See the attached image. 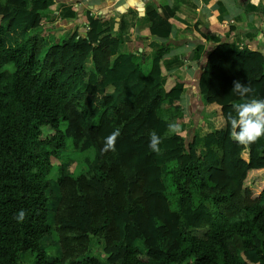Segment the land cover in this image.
I'll return each instance as SVG.
<instances>
[{
	"label": "trees",
	"instance_id": "obj_1",
	"mask_svg": "<svg viewBox=\"0 0 264 264\" xmlns=\"http://www.w3.org/2000/svg\"><path fill=\"white\" fill-rule=\"evenodd\" d=\"M50 6L0 0V264L24 257L101 264L90 256L93 240L105 264H264V189L256 197L252 189L264 174V137L239 144L226 119L248 99L231 93L233 81L264 98V56L235 53L227 40L206 54L194 86L224 127L205 136L200 153L193 133L171 132L160 117L166 102L183 110L185 85L165 71V51L146 76L133 54L112 62L121 41L102 37L93 18L86 38L73 34L48 46L39 30L47 25L40 12ZM90 56L95 73L85 69ZM116 129L115 150L101 152ZM153 131L161 137L158 153L148 147ZM69 142L77 153L93 151V160L80 175L61 176L52 191V160ZM54 235L60 254L50 257L43 242Z\"/></svg>",
	"mask_w": 264,
	"mask_h": 264
},
{
	"label": "crops",
	"instance_id": "obj_2",
	"mask_svg": "<svg viewBox=\"0 0 264 264\" xmlns=\"http://www.w3.org/2000/svg\"><path fill=\"white\" fill-rule=\"evenodd\" d=\"M47 1L52 6L40 12L47 25L39 32L47 37L48 46L73 34L86 38L88 19L98 20L97 32L102 37L114 34L121 41L112 62L133 54L134 64H141L146 76L158 51H165V71L185 83L182 100L187 97L189 78L220 42L227 40L235 53L250 50L264 56V0ZM85 69L95 73L91 56ZM166 82L164 78V86ZM108 89L111 94L115 87L110 84ZM90 256L105 264L97 254ZM142 259L149 261L145 256Z\"/></svg>",
	"mask_w": 264,
	"mask_h": 264
},
{
	"label": "rangeland",
	"instance_id": "obj_3",
	"mask_svg": "<svg viewBox=\"0 0 264 264\" xmlns=\"http://www.w3.org/2000/svg\"><path fill=\"white\" fill-rule=\"evenodd\" d=\"M36 31H31L30 33H35ZM195 75L189 78L186 92L187 97L183 98L180 105L183 110L181 112H176L173 108H170L166 103L160 111V117L167 120L170 124L175 123L178 127L175 132H178L182 137H187L191 133L197 137L199 143L200 153H204V138L208 133L214 131H219L224 127V122L219 115V111L215 108L212 109L205 104V101L200 97L196 88L194 86ZM111 89L106 90L110 93ZM197 92V93H196ZM194 93V94H193ZM206 113H212L211 117L202 118L201 109H204ZM200 115V116H199ZM207 122V123H206ZM94 157V152L89 151L85 153H77L71 142L66 144L65 150L59 152L56 158H53V170L49 176L51 180V190L58 191L57 180L61 176H72L76 177L82 172L89 169ZM164 181L167 185V195L170 200L174 201L176 199L173 187L170 184V179L168 175L164 176ZM254 197H256L264 189V174L255 177L254 184L252 186ZM57 204L54 202L50 203L49 207V221L51 224L54 223V214ZM101 244L97 241H92L90 251L91 253L97 254L100 258H103V252L101 250ZM43 248L49 253L50 257H54L59 253V244L57 243V237L47 238L43 242ZM94 248V249H92ZM23 264H34L31 259L24 257Z\"/></svg>",
	"mask_w": 264,
	"mask_h": 264
},
{
	"label": "clouds",
	"instance_id": "obj_4",
	"mask_svg": "<svg viewBox=\"0 0 264 264\" xmlns=\"http://www.w3.org/2000/svg\"><path fill=\"white\" fill-rule=\"evenodd\" d=\"M234 10L233 14H236ZM253 89L248 83H241L239 80L233 81L231 93L241 98H248L246 102L240 103L234 108L235 115L229 112L226 119L230 125V137L239 144H251L259 138L264 137V98L252 96ZM169 131L175 132L177 125L169 124ZM118 129L113 130L104 141L101 152L114 151L115 142L119 137ZM161 137L156 132L149 134L148 147L152 152L160 151ZM25 218L24 210H20L15 219L22 222Z\"/></svg>",
	"mask_w": 264,
	"mask_h": 264
}]
</instances>
